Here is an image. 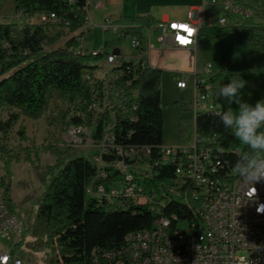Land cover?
<instances>
[{"label":"trees","instance_id":"16d2710c","mask_svg":"<svg viewBox=\"0 0 264 264\" xmlns=\"http://www.w3.org/2000/svg\"><path fill=\"white\" fill-rule=\"evenodd\" d=\"M16 11L25 17L43 15L48 18L40 23L16 24L0 22V116L7 111L5 119L0 118V131L7 134L20 116L39 119L48 110L53 99L68 104L62 113V120L68 125L86 126L93 130L92 139L100 142L109 110L103 108L106 92L125 91L131 98V105L123 113L117 110L116 143L119 145L150 146L152 158L160 157L163 143L164 115L161 107L162 70L126 60L124 64L112 66V73H119L118 79H100L95 76L98 63L122 44L128 36H137L143 41L142 31L151 28L157 21L151 16L137 15L134 18L120 17L114 20L123 25L120 36L104 44L105 52L99 55L77 54V38L83 32L71 36L63 47L46 50L45 45L56 43L68 31L81 30L86 22L87 9L84 0H12ZM251 9L255 18L239 19L223 26L220 36L243 31L246 34V91L256 101L264 99V15L251 4L237 0ZM51 14L56 16L51 19ZM208 25L215 23L206 22ZM57 28V31L52 29ZM91 78H88L87 75ZM223 72L211 77V81L221 80ZM130 82V83H129ZM187 100L180 99L175 106L187 111ZM133 105L136 108H133ZM97 106V107H95ZM228 110L225 105L220 112ZM132 115L135 120L127 119ZM68 118V120H66ZM196 132L201 137L217 136L216 147L226 150L223 158L233 166L237 154L247 150L245 146L219 122L216 113H201L196 117ZM185 119L180 121V142L187 137ZM25 137V130L20 129ZM54 165L46 167L42 178L44 190L38 202V215L46 229V243L55 241L61 249L64 264H93L94 250H109L121 247L125 236L134 231L153 227L156 214L147 206H132L129 209H106L88 197L87 186L94 180L98 166L92 157L74 155L66 158L56 152ZM0 158L4 163L5 174L1 185L6 200L13 211L10 196L12 164L20 162L19 154L13 153L1 143ZM113 156L103 155L104 161ZM26 161L35 163L27 152ZM39 167V166H37ZM176 164L167 163L155 167V178L145 180L147 185L174 176ZM157 171V173H156ZM114 177L100 179L97 183L108 182ZM177 213L189 217L190 212L175 200L165 210L166 215ZM27 228L23 226L22 239L13 252L23 254L22 245Z\"/></svg>","mask_w":264,"mask_h":264},{"label":"built area","instance_id":"2783aa9c","mask_svg":"<svg viewBox=\"0 0 264 264\" xmlns=\"http://www.w3.org/2000/svg\"><path fill=\"white\" fill-rule=\"evenodd\" d=\"M84 8L88 9L89 17L91 9L103 10L106 2L84 0ZM234 16L251 18L254 13L237 0H202L199 6L189 9L185 19H161L155 27L160 31L158 40L162 46L189 48L197 43L199 30L206 22L225 26ZM41 17L42 21L48 20L46 16ZM50 18L55 19L56 16L51 14ZM101 28L105 32L121 34L125 26L106 17ZM65 32H69L68 27ZM77 41L78 46L74 50L77 54L96 56L105 52L104 46L88 50L83 36H79ZM130 44L137 51L136 62L144 60L146 49L143 41L131 36ZM105 61L108 68L104 77L98 78L118 79L119 73H112V64H124L126 60H121L111 51ZM143 64L148 65L145 61ZM211 69L212 64H206V72L210 73ZM190 75L191 86L188 81ZM87 77L91 78L89 74ZM210 83L195 71L183 75L177 82L182 90L191 88V96L187 95V98L193 113V135L188 142L162 145L160 152H165V161L152 158L150 146L143 145L142 150H132V145L116 143L117 110L120 108L125 113L131 105L132 97L127 96L125 91L106 92L103 98V108L109 110V118L100 142L92 139V129L69 125L73 143L86 139L99 148L92 157L98 170L87 186V196L106 209L147 206L156 210L159 220V228L152 229L151 234L134 238V243L109 250H94L93 264H264V180L254 182L256 192L249 196L251 186L245 185L232 171L229 161L223 158L226 150L216 147L217 136L201 137L196 132L195 113L219 110L210 97L207 87ZM133 108L136 106L133 105ZM126 118L136 119L132 115ZM103 155L113 156L114 159L104 161ZM167 163L176 164L174 176L147 185L145 180L155 178V175H148V165H156L157 169ZM114 176L108 182L97 183L100 179ZM118 182L122 183L121 189L115 187ZM166 197L183 198L190 202V216L182 217L177 213L166 215V208H163ZM192 212H199L203 226L191 223ZM183 223L186 225L182 226ZM22 231V222L11 210L0 180V238L12 241L8 249L0 247V264H26L13 252ZM56 264H64L61 256Z\"/></svg>","mask_w":264,"mask_h":264},{"label":"rangeland","instance_id":"374dc122","mask_svg":"<svg viewBox=\"0 0 264 264\" xmlns=\"http://www.w3.org/2000/svg\"><path fill=\"white\" fill-rule=\"evenodd\" d=\"M251 18L254 19V17ZM0 22H13L20 25L25 23L37 24L42 22V17H25L16 11L12 0H0ZM207 25L204 24V27ZM217 26L223 28V26ZM52 30L53 32L57 31V28L55 27ZM103 32L105 33V31ZM71 34V32H65L56 43L51 46L45 45L44 48L51 50L63 47L71 37ZM110 35L112 33L107 32L104 36L98 30L94 33V37L99 40H104ZM153 40L155 39L153 38ZM216 40L217 38L212 39L210 43H214ZM128 42L127 40V44ZM164 89L167 91V96L165 95L161 99L164 115L163 130H165L170 138L168 140L164 137L163 143L165 146H174L180 143L179 135L176 133L180 130V121L184 119L182 116L185 115V111H180L175 106L176 101L174 102V100L179 101L183 99L184 93L179 90L170 91L167 87ZM184 99L187 100V107H190V99L186 97ZM66 109H68V104L63 100L55 98L51 101L47 112L39 119L20 116L7 134H3L0 131L1 143L7 146L13 153L19 154L21 158L20 162H13L12 164L13 176L10 196L13 201V212L19 217L22 225L27 228L25 240L21 247L23 254L19 255L26 264H56L57 259L61 256V249L56 241L51 245L46 243L45 224L37 213L39 198L44 190L41 180L45 176L46 167L55 164L57 158L56 152L62 153L66 158L77 154L90 158L99 151L98 147L90 144L86 139L76 143L71 141L68 131L70 126L66 122H63L61 118L62 113ZM7 114V111L3 112L0 118L5 119ZM177 120L179 121V127L177 126ZM185 126L187 137L183 141L188 142L190 141L189 137L193 135L191 120H187ZM21 128L25 130V137H22L20 134ZM170 140L175 143L172 144ZM27 152L30 153L32 159L36 160L35 163L25 160ZM4 174V163L0 158V180ZM115 187L121 189L122 183L118 182ZM185 225L186 223L182 224V226ZM21 239L22 236L17 243ZM11 242L9 238H0V247L8 249Z\"/></svg>","mask_w":264,"mask_h":264},{"label":"crops","instance_id":"0c3cea01","mask_svg":"<svg viewBox=\"0 0 264 264\" xmlns=\"http://www.w3.org/2000/svg\"><path fill=\"white\" fill-rule=\"evenodd\" d=\"M106 2V8L103 10L91 9L89 17L86 18L84 27L72 33L78 35L83 32L84 45L90 49H98L104 46V44L112 39H116L120 36V33H112L106 39L99 40L94 37V33L98 30L104 36L107 32H103L101 24L106 17L118 20L120 17L134 18L137 15L151 16L156 21L161 19L165 20H183L186 18L187 13L191 7H197L201 4L202 0H104ZM245 4H251L264 15V0H243ZM40 16L41 15H37ZM255 18V16H253ZM240 17H231L230 23L233 24ZM156 25V24H155ZM155 25L151 28H145L142 31L143 46L146 49L144 53V61L154 67L162 70V83L161 91L162 97L167 96V91L164 88H168L170 91L179 90L184 93V97L191 96V88L188 90H182L178 88L177 82L181 80L185 74H191L196 72L205 80H210L211 77L220 74L224 71L222 83H228L232 78H239L246 82V34L243 31H236L229 33L224 37H219L222 27H218L216 24L204 25L199 30L197 43L189 48H172L164 47L158 40L160 31L156 29ZM102 37V35H101ZM153 38L155 40H153ZM217 38L216 42L210 43L212 39ZM127 40L129 41L127 44ZM131 36H128L126 40L117 46L120 50L118 57L121 60H134L136 61L137 51L131 47ZM211 63L212 69L210 73L205 70L206 64ZM99 68L95 71V76L104 77V72L107 70L108 65L104 60L98 63ZM189 85L192 84L190 75ZM212 82V81H211ZM214 85V82H212ZM241 95L243 99L250 104H255L257 101L252 95H248L245 87L242 90ZM183 97V98H184ZM210 97L214 100L216 106L220 110L223 105L227 109L236 111V105H228L223 98L217 99L210 92ZM177 101L176 99L174 102ZM190 106V105H189ZM163 110V108H162ZM178 110V109H177ZM182 116V115H181ZM187 120L193 118L191 106L185 111V115L182 116ZM164 124V123H163ZM177 126L179 127V121L177 120ZM180 131V130H179ZM179 131L176 133L179 135ZM169 140L168 134L163 132V138ZM171 141V140H170ZM172 144L175 142L171 141Z\"/></svg>","mask_w":264,"mask_h":264},{"label":"clouds","instance_id":"9594fccd","mask_svg":"<svg viewBox=\"0 0 264 264\" xmlns=\"http://www.w3.org/2000/svg\"><path fill=\"white\" fill-rule=\"evenodd\" d=\"M245 83L242 79L232 78L226 84L216 80L214 85L210 83L207 87L217 99L223 98L228 105L237 106L236 111L228 109L216 115L223 127L247 149L237 154L232 171L245 185L251 186L248 195L252 196L256 192L254 182L264 180V99L255 104L244 100L241 93Z\"/></svg>","mask_w":264,"mask_h":264},{"label":"bare ground","instance_id":"6f19581e","mask_svg":"<svg viewBox=\"0 0 264 264\" xmlns=\"http://www.w3.org/2000/svg\"><path fill=\"white\" fill-rule=\"evenodd\" d=\"M87 17H88V9H87ZM112 65H115V64H112ZM218 112H220V110L198 111L197 113H195V121H196V117L198 114H201V113H218ZM132 150H142V146H132ZM158 161H165V152H161ZM155 167H156V165H150L148 167V175H154ZM175 200L180 201L182 204V207L185 210H188L190 212V202H188L187 200H184L183 198H177V197H166V200L163 201V208H167V206H169V204H171ZM151 211H153L157 215L156 210H151ZM191 223L195 224L196 226H203V218H199V212H192ZM157 228H159V220H157V218H156V220L153 223V227L151 229L134 231V232L128 233L125 236L124 244L121 247L126 246V243H134V238H141L145 234H151L152 229H157Z\"/></svg>","mask_w":264,"mask_h":264},{"label":"water","instance_id":"95a60500","mask_svg":"<svg viewBox=\"0 0 264 264\" xmlns=\"http://www.w3.org/2000/svg\"><path fill=\"white\" fill-rule=\"evenodd\" d=\"M113 52L118 56L120 53V50L118 48H116Z\"/></svg>","mask_w":264,"mask_h":264}]
</instances>
